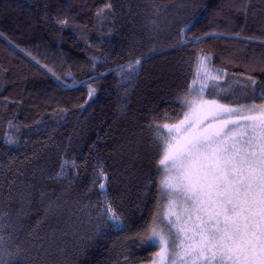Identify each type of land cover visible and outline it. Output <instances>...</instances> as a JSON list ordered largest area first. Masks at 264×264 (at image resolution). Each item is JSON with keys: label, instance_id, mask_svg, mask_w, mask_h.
Wrapping results in <instances>:
<instances>
[{"label": "trees", "instance_id": "trees-1", "mask_svg": "<svg viewBox=\"0 0 264 264\" xmlns=\"http://www.w3.org/2000/svg\"><path fill=\"white\" fill-rule=\"evenodd\" d=\"M198 56L221 77L205 100L264 106V0H0V264L153 260L155 128L184 115ZM157 59L164 99L140 115ZM102 182L123 230L100 218Z\"/></svg>", "mask_w": 264, "mask_h": 264}, {"label": "snow or ice", "instance_id": "snow-or-ice-1", "mask_svg": "<svg viewBox=\"0 0 264 264\" xmlns=\"http://www.w3.org/2000/svg\"><path fill=\"white\" fill-rule=\"evenodd\" d=\"M134 70L130 65L129 71ZM219 79L208 58L198 56L192 83L179 100L191 116L156 125L164 172L161 199L168 198L169 211L165 220L159 213L154 217L142 241L159 247L154 264H264V107L258 115H246L247 106L205 100L206 94L219 95ZM94 91L89 89L90 97ZM247 112H257L256 106ZM100 175L107 179L102 170ZM99 189L105 199L100 218L123 230L121 217L107 201L106 184Z\"/></svg>", "mask_w": 264, "mask_h": 264}, {"label": "rangeland", "instance_id": "rangeland-1", "mask_svg": "<svg viewBox=\"0 0 264 264\" xmlns=\"http://www.w3.org/2000/svg\"><path fill=\"white\" fill-rule=\"evenodd\" d=\"M159 61V62H158ZM162 62V59H157V60H150V61H144L143 63L145 65H148L151 68L150 71H152L153 73H149V74H145V78H144V82H143V86L140 87L139 91L136 93V96H135V99H133V111L136 112V113H140V115H144L146 114L147 112H149L150 110H152L154 107H156V105L159 103V102H162L164 97H162V94L164 93L163 91L161 92V95H160V90H159V87H158V77H156V74L161 72L160 69H156L159 68L158 65H155V63L159 64ZM153 64V65H152ZM190 66V69H192V61H191V65ZM147 67V66H146ZM159 71V72H158ZM149 75L150 78H155L154 81L156 83H154V85H150L151 82H149L148 80H146V76ZM188 86H189V83L186 82V85H185V90L184 92L187 93V89H188ZM264 107V106H260L257 109V112L255 113H251L253 115H258L259 114V110ZM189 114L191 116V110L190 109H186L184 115L180 118V120H183L185 118V114ZM248 113V112H247ZM227 118V117H225ZM232 119H237V117L233 116ZM211 121H205V123H210ZM179 121L175 124H178ZM161 173H162V178H161V181L164 179V172H163V169H161ZM160 181V183H161ZM168 205H169V200L168 198H166V203H165V210H164V214H163V220H165L167 217H166V214L168 213L169 209H168ZM173 220H175V216H172L171 217ZM185 220H187V217L185 216L184 217ZM173 231H176V229H173ZM179 243V242H177ZM159 247H158V250L157 252L159 251ZM179 251V248L177 249ZM156 252V253H157ZM157 259L156 257V254L153 258V260L149 263V264H154V261ZM189 264H192L191 260H189Z\"/></svg>", "mask_w": 264, "mask_h": 264}]
</instances>
